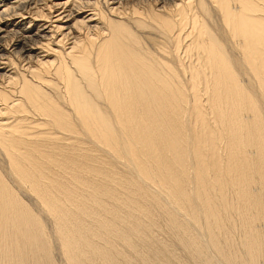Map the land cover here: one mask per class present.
I'll return each mask as SVG.
<instances>
[{"label": "bare ground", "instance_id": "6f19581e", "mask_svg": "<svg viewBox=\"0 0 264 264\" xmlns=\"http://www.w3.org/2000/svg\"><path fill=\"white\" fill-rule=\"evenodd\" d=\"M0 264H264V0H0Z\"/></svg>", "mask_w": 264, "mask_h": 264}]
</instances>
